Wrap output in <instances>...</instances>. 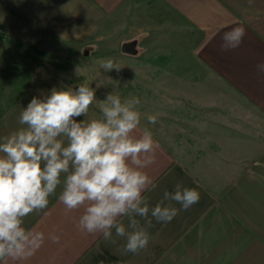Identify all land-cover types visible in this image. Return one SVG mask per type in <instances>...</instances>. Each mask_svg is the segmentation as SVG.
I'll use <instances>...</instances> for the list:
<instances>
[{
    "label": "crops",
    "instance_id": "obj_1",
    "mask_svg": "<svg viewBox=\"0 0 264 264\" xmlns=\"http://www.w3.org/2000/svg\"><path fill=\"white\" fill-rule=\"evenodd\" d=\"M6 1L61 41L91 45L118 35L129 39L131 52L141 47L146 75H159L153 78L160 86L157 117L167 141L152 133L158 147L144 169L155 185L144 193L148 206L177 183L200 194L188 210L165 201L178 209L171 222L149 215L148 227L141 219L150 236L147 247L125 253L123 238L113 244L77 227L83 208L65 209L58 200L61 183L46 209L24 218L25 228L44 233V244L31 257L7 264H264V72L257 70L264 63V0ZM8 4L0 0V19L26 28ZM236 26L245 28L242 43L221 51L223 33ZM5 60L0 142L22 127L20 113L34 96L43 99L42 92L57 88L44 77L25 90L27 67ZM76 119L91 120L88 114ZM145 128L140 124L136 134Z\"/></svg>",
    "mask_w": 264,
    "mask_h": 264
},
{
    "label": "clouds",
    "instance_id": "obj_2",
    "mask_svg": "<svg viewBox=\"0 0 264 264\" xmlns=\"http://www.w3.org/2000/svg\"><path fill=\"white\" fill-rule=\"evenodd\" d=\"M244 36L243 26L225 31L220 50L238 48ZM101 67L110 71L114 65L108 60ZM257 70L264 72V63ZM41 95L43 99L34 96L22 109V127L0 142V264L25 260L44 244V233L25 228L24 218L46 209L61 183L58 200L65 209L83 208L77 227L113 244L123 238L125 253L147 247L150 236L141 219L150 227L149 215L157 223H168L178 214L165 201L178 203L182 210L198 203L197 190L177 183L174 192L165 191L163 200L149 208L144 193L155 185L144 169L154 163L158 144L147 128L136 134L141 121L138 97L122 101L110 93L98 101L87 83L75 89L54 87ZM94 102L101 118L78 122ZM147 119L155 124L157 116ZM48 239L58 242L59 236L50 234Z\"/></svg>",
    "mask_w": 264,
    "mask_h": 264
},
{
    "label": "rangeland",
    "instance_id": "obj_3",
    "mask_svg": "<svg viewBox=\"0 0 264 264\" xmlns=\"http://www.w3.org/2000/svg\"><path fill=\"white\" fill-rule=\"evenodd\" d=\"M21 24L26 28L22 29L12 22L0 19V32L6 34L5 37L0 36V50L4 51L0 54V60L6 61V58H10L9 61L17 62V65L23 61L27 70L21 72L25 79H29V84L24 86L25 90L30 88L36 79L45 77L58 89H75L80 83H87L95 90L98 101L106 99L110 93L119 95L122 101L138 97L140 124L157 138L167 142L160 119L157 117L155 124L149 123L147 119L149 115L157 116L159 113L160 86L153 80L158 74L146 75L144 66L148 61L138 53L141 47L137 48V52L128 53L122 50V44L128 43L129 39H122L126 41L121 43L118 35L93 42L91 45H79L61 41L38 28L32 29L22 21ZM5 45L8 49L14 47L12 51L17 53H6ZM108 60L114 65L110 71L101 67V63ZM88 116L91 119L101 118L98 103L94 102L89 107Z\"/></svg>",
    "mask_w": 264,
    "mask_h": 264
},
{
    "label": "trees",
    "instance_id": "obj_4",
    "mask_svg": "<svg viewBox=\"0 0 264 264\" xmlns=\"http://www.w3.org/2000/svg\"><path fill=\"white\" fill-rule=\"evenodd\" d=\"M1 2L3 4H8L6 0H1ZM9 5V4H8ZM9 7L11 8V10L13 11V13L15 14V16L20 19L24 24H26L27 26H29L32 29H37V27H35L26 17H24L20 12H18L17 10H15L13 7H11L9 5ZM40 31H45V33H49L50 31H48V29H40Z\"/></svg>",
    "mask_w": 264,
    "mask_h": 264
},
{
    "label": "water",
    "instance_id": "obj_5",
    "mask_svg": "<svg viewBox=\"0 0 264 264\" xmlns=\"http://www.w3.org/2000/svg\"><path fill=\"white\" fill-rule=\"evenodd\" d=\"M131 43H124L122 44L121 48L122 50L126 51V52H130L132 50V47H131Z\"/></svg>",
    "mask_w": 264,
    "mask_h": 264
}]
</instances>
